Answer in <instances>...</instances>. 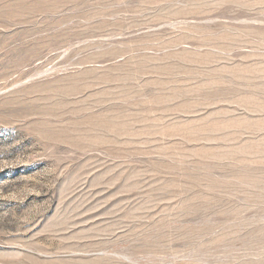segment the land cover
<instances>
[{"label": "rangeland", "instance_id": "rangeland-1", "mask_svg": "<svg viewBox=\"0 0 264 264\" xmlns=\"http://www.w3.org/2000/svg\"><path fill=\"white\" fill-rule=\"evenodd\" d=\"M0 264H264V0H0Z\"/></svg>", "mask_w": 264, "mask_h": 264}]
</instances>
